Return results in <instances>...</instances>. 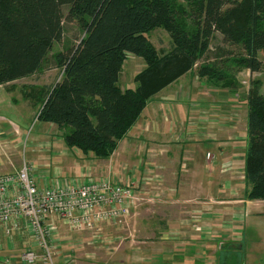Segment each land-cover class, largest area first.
<instances>
[{
	"label": "trees",
	"instance_id": "16d2710c",
	"mask_svg": "<svg viewBox=\"0 0 264 264\" xmlns=\"http://www.w3.org/2000/svg\"><path fill=\"white\" fill-rule=\"evenodd\" d=\"M67 23L83 36L57 52L61 76L43 85L37 120L55 124L68 148L96 158L110 157L153 95L194 68L225 88L231 81L219 65L231 57L264 75V0H0V85L36 72ZM156 27L167 32V47L150 41L147 34ZM128 55L145 66L134 87L121 89ZM241 95L244 195L264 200V92L251 88Z\"/></svg>",
	"mask_w": 264,
	"mask_h": 264
},
{
	"label": "crops",
	"instance_id": "0c3cea01",
	"mask_svg": "<svg viewBox=\"0 0 264 264\" xmlns=\"http://www.w3.org/2000/svg\"><path fill=\"white\" fill-rule=\"evenodd\" d=\"M182 77L153 95L141 116L107 159L96 158L91 152L85 154L76 148H68L63 143L62 136L56 135L57 131L60 132L59 128L52 123L40 122L41 125L38 128L41 132L37 131L35 134L33 133V136L27 137L25 131L32 123H36L37 107L39 106L36 103L41 97L37 93L30 94L32 90L36 89L33 87L36 83L16 79L6 86L0 85V175L17 171L25 160L34 166L32 175L36 178V173H38L40 179L44 178V181H50L56 177V173L65 175L67 172L73 177L86 176L85 172H87L92 174L90 176L97 178L101 174L100 172L93 174V170L104 165L105 161L112 163L116 160L112 156L114 158L120 157L121 153H125V157L131 158L132 161L141 159V173L138 177L143 178L140 180L138 177L133 178L134 172L124 171L121 174L116 170L117 172L113 174V177H116L117 182L128 183L130 180L134 183L133 186L136 187L137 194L139 191L145 192L144 188H147L144 181L145 176L152 175L155 181H160L163 184L160 191L156 189L157 187L150 186L148 191L151 193L150 197L147 198V201L141 197L140 204L137 207L132 206V208L135 207L133 209L131 208L133 214H139L140 210L145 208V204L149 206L152 215L155 214L154 211L163 212L166 210L167 213H170L174 207L172 201L162 203L161 200L166 196L171 199L179 198L177 200L179 202L196 198L215 199L217 202L215 210H221L223 204L230 202L228 194L231 192V183H233L231 181L234 178L232 174L236 173V168L241 167L242 170L244 168L246 106L244 103L243 111L236 109L234 104L236 93H225L214 88L211 89L206 81H196L195 84L190 81L191 84L188 81H178L182 80ZM122 82L123 86L119 85L121 89L136 85L134 81L132 84L130 81ZM26 84H31L32 87ZM26 86L31 88L28 90L29 94L25 93ZM42 89L43 85L40 84L39 91ZM220 119L224 121L221 122ZM38 124L39 121L37 120ZM43 134L44 137H39ZM39 138L44 139L43 142L38 141ZM25 139L27 141L26 148L25 146L22 148L28 153V157L23 156L19 163V151L21 149L19 143L23 144L26 142ZM59 140L60 143L62 142L63 148L59 145ZM46 142H48L47 148H37V145L42 147L41 144ZM60 149L69 152L71 155L63 165H60L58 162L61 160L54 156V154L61 152ZM132 151L135 152L133 157ZM207 153L210 154V157L206 156ZM78 156H82L79 159L80 162L78 164L72 163V160ZM36 180L38 179L36 178ZM38 181L40 182V180ZM253 201L256 200L242 199L241 206L243 207L241 209L247 208L245 219L241 214L242 210L235 206L233 211L231 209L229 213L233 222L230 220L227 223L224 222L222 228L233 229V224H238L236 221H239L241 225L244 220V228L248 231L251 229L252 232L251 221L248 219V204ZM156 214L151 219L154 226L160 223L169 226L170 219L167 220V223L161 222V217ZM217 218L216 214L209 211L202 220L203 222L205 219L213 222L217 221ZM133 219L137 225H140V216L137 220L135 217ZM156 219L159 221L156 222ZM104 224L117 229L121 227L122 221ZM56 225L58 226L57 233L49 236L48 240L56 250L54 264H128L126 261L129 259L120 258L121 254L119 256L116 252L106 253L103 245H101L102 241L93 236L91 231H80V233L69 231L64 224L58 223ZM142 230L149 232V230L155 231V228L139 229L138 232L134 233L135 239L141 237V241H143L146 235L142 236ZM159 230L161 229L156 227V236H153L152 232L151 234L147 233L148 237L152 236L146 238L150 242L148 246L150 249L149 257L145 261L135 264H185L191 255H187L184 250L174 251V248L171 249L170 242L165 240L166 234ZM163 230H165L164 227ZM228 231L230 230H227L226 233L222 231L219 236L217 233L216 237L210 240L208 246H212L211 243L215 244L216 242L218 245L220 244V258L218 259L224 260L226 264L235 262L245 264L244 256L249 241L245 240L243 247L236 248L235 244L236 242L238 244L237 240L240 238L233 243L227 241L226 238L232 236V231L229 235ZM160 233L162 235H159ZM207 233H209L208 230ZM120 236L117 237L120 238ZM183 236L188 237L187 234H183ZM110 240L112 239L110 238ZM104 241L108 242V239L104 238ZM195 247L203 248L201 254L207 250L202 245H195ZM29 249L38 255H42L44 252L43 248L32 239L28 223L22 222L13 236L6 235L0 227V264H24L21 253ZM142 253L144 254V252ZM228 260H231L232 263ZM47 262L39 258L34 264H51Z\"/></svg>",
	"mask_w": 264,
	"mask_h": 264
},
{
	"label": "rangeland",
	"instance_id": "374dc122",
	"mask_svg": "<svg viewBox=\"0 0 264 264\" xmlns=\"http://www.w3.org/2000/svg\"><path fill=\"white\" fill-rule=\"evenodd\" d=\"M147 35L150 41L157 48L160 49V48H164L168 46L169 36L163 28L156 27L153 30H151ZM82 36H83L82 29H80L75 23L64 24L62 38L58 42H55L53 44L52 49L49 51L47 57L41 64L40 68L36 72L32 73L31 75L21 78L19 81L36 83L37 85L34 84L33 86L34 88L36 87V89L33 90L31 93L32 94L37 93V95H39L40 94V91H39L40 84L49 87L55 81H57L61 76V72H60L61 69L58 66L57 61H56L57 52L65 49L66 46L76 45L79 42V40L82 38ZM218 44H220L219 37H217L216 39L212 41L211 50H210L211 53L209 52L210 54L215 52L213 49ZM210 57L211 56H209V59ZM201 61L202 60H200L198 63H200ZM144 66H145V63L141 58L134 56V55H128V57L123 63V66H122V69L119 75L120 77L119 81H121L119 85L123 86L122 81H125V82L130 81L132 84L133 83L132 81H134L133 78L135 74L139 72L141 69H143ZM219 67H220V71L224 75H226L225 81H228L227 83H230L231 81V83L229 84V87L225 88L224 86H221L225 83L224 81L222 82V80L209 79L207 76L200 75L198 73L197 68H194L192 71H189V73L187 72L185 75H183L182 80L180 79L178 81H188V82L190 81L191 83H194V84L196 81H206L207 85L211 87V89L214 88L219 92H225V93L230 92L229 91L230 89H234L232 91L234 92L237 91L238 93L237 96H235L234 104H235L236 109L239 111L244 110L243 105L245 103V101H243L241 98L242 97L241 93L245 94L251 88L256 89L257 91L262 92V93L264 92V75L261 72H251L249 69L241 65H238L236 62H234L233 57H231L230 62H228L227 64H220ZM215 81H220V83L215 82ZM190 82L189 84H191ZM203 83L205 86H207L205 82ZM26 85H30L32 87L31 84H26ZM194 86H197V85H194ZM185 87H187L186 84H185ZM220 121L222 122L224 120L220 119ZM40 122L41 121H39V124L37 125V119H36V123L35 124L32 123L30 125V127L25 131V133H27V137L33 136L37 131L41 132V130H39L38 128L41 125ZM56 135L61 137L62 136L61 131L60 132L57 131ZM39 137H44V134L40 135ZM39 140L43 142L42 140L44 139L39 138L38 141ZM62 141H63V138H62ZM26 143L27 141L24 142L23 144H21V142L19 143V145L21 146V149L19 151V157H20L19 163L21 162L23 156L28 157V153H26L25 150L23 151V148H24L23 146H25L26 148ZM47 145H48V142L41 144L42 147L37 145V148L45 149L47 148ZM59 145L61 146V148H63L62 142L60 143V140H59ZM134 153L135 152L132 151V157ZM69 155L70 153L64 150H61L59 154H54L56 158L58 157L57 159L61 160V162H58L60 165H63L64 163H66L65 161H67V159L69 158ZM119 156L120 157L117 156L115 158L114 156H112L113 159H116L112 163H108V161H105L104 165L98 166L95 170H93L94 171L93 174H96V172H98L99 174L100 172L101 175H99L97 178H94L92 176L91 177L93 179L109 177V179H112L113 181L117 182L118 180L116 179V177H113V174L117 172L116 170L121 172V174H123L124 171L134 172V176H132L133 178H137L138 176H140L141 159L139 161L135 159L132 161L131 158L125 157V153H121ZM207 157H210V156H207ZM64 158L66 159L64 160ZM81 158L82 156L76 157V159L72 160V163L76 162V164H78V162H80L79 159ZM240 168H236V173L232 174L234 178L231 179L233 183H231V189H230L231 192L229 191L230 194H228L229 195L228 200H230V202L223 204L220 208L221 210L219 211L215 210V206H216L215 204L217 203L215 199H208V198L207 199H204V198L197 199L196 198V199H192L186 202L185 201L179 202L177 201L179 198L171 199V198H167L166 196V197L161 198V200H162V203H164L165 201H169V202L172 201L173 203L172 206L174 207L173 209L170 210V213L169 212L167 213L166 210H163V212L154 211L153 213L155 214L157 213L158 215L157 214L156 215L161 217V220H160L161 222L167 223L168 219H170L171 222L169 226L165 224L162 225V223L154 226L151 219L155 214L152 215V213L149 211L148 205L145 204V208L143 209H141L140 207L141 210L139 214L132 213V209L135 208V207L132 208V206L135 205L137 207L142 201L141 197H144L145 201H147V198L150 197L151 193H148V191L150 190V186L157 187L156 189H159V191L162 188V185H163L162 182L155 181L153 176L150 175L148 177L145 176V178L147 177L146 179L144 178L145 185L147 186V188H144L146 194H144L145 192L139 191V193L136 196L137 198L134 199V204H132L130 207V209L131 208L132 209L127 216L119 217L117 220L115 219L107 220V221L104 220L98 226H96L95 228L89 231L92 232L93 236H95L96 238H99L102 241L101 245H103V249H105L104 251L106 253L109 254V253L116 252L119 254V256L121 254L120 258L129 259L127 261L125 260L126 262H128V264H130V262H132V264H135L140 261H145L149 257L150 249L148 248V246L150 245L149 244L150 242L146 238H150L152 236L148 237L147 233L151 234L152 232V235L156 236V227L157 229L158 228L161 229L159 230V231H162L161 233L166 234L165 240L170 242L171 249L174 248L173 249L174 251L184 250V252H186L187 255L188 254L191 255L189 256V260H186L185 264H226L224 260L218 259L220 258L219 248L221 247V245L220 244L218 245V243L216 242L215 244L211 243L212 246H208V243H210V240L216 237L217 233L219 236L222 231L226 233L227 230H230L232 231L231 232L232 236H229V238H226V240L233 243V242H236L238 238H240L239 240H237L238 244L237 242L235 244L236 248L239 246L240 248L243 247L245 240L249 241L248 247L246 249L245 256H244L245 258L244 263L245 264H264V201L263 200H256L248 204V207H249L248 219L251 221L252 232H251V229L248 231L246 230V228H244V224H243L244 220L243 222L241 221L242 226L240 225L239 221H236L238 222V224L237 225L233 224L232 226L234 227L233 229H227L225 227L222 228L224 222L227 223L229 222V220L233 222L229 214L231 209L233 211L234 207L237 206L240 210H242L241 207H243L241 206L242 205L241 203H242V199L245 198V195H244L245 185L243 182V173H242L243 170L241 168V171H240L239 170ZM92 169H94V167H92ZM67 173L65 175H60L59 173H56L55 175L58 176L57 178H61V179H65V178L74 179L75 178L73 176H70ZM36 178L40 180V175L38 173H36ZM141 178H139V180ZM119 183L122 184V182H119ZM123 184L130 185V187L134 189V186H133L134 183H132L130 180L128 183H123ZM139 189H142V188H139ZM156 189L154 190V192L156 191ZM149 203H152V202H149ZM246 204H247V200H246ZM209 211H212L213 214H216V216H218L217 221L212 222V220L205 219V221L203 222L202 219L206 217L207 212ZM241 214H243L244 216L243 219H245L246 214H247V208L242 210ZM139 216H140L141 223L140 225H137L134 222L133 217H135L137 220ZM158 219H156L155 221L158 222L159 221ZM119 221H122V225L120 224L121 227L114 225L115 227L116 226L118 227L117 229L104 224L108 222L117 223ZM54 223L56 224L59 223L62 225L64 224L59 219L55 220ZM145 227L155 228V231L149 230V232H146L145 230H142L141 231L142 236L146 235L144 236L143 241H141V237L140 239H135L136 237L134 236V233L138 232L139 229L140 230L145 229ZM163 227L165 228L166 231L163 230ZM224 229H227V230H224ZM207 230L209 233H207ZM230 231H228V235L230 234ZM161 233L159 235H162ZM183 234H187L188 237L185 238ZM119 235H121L120 238L117 237ZM104 238L108 239L109 243L107 241H104ZM110 238L112 240H110ZM32 239H34L33 236H32ZM195 245H202L207 250L201 254V251H203V248H196ZM49 249L51 252L55 253L56 255V250L51 248L50 245H49ZM142 252H144V254ZM228 261L232 263L231 260H228ZM232 264H238V263L235 262Z\"/></svg>",
	"mask_w": 264,
	"mask_h": 264
},
{
	"label": "built area",
	"instance_id": "2783aa9c",
	"mask_svg": "<svg viewBox=\"0 0 264 264\" xmlns=\"http://www.w3.org/2000/svg\"><path fill=\"white\" fill-rule=\"evenodd\" d=\"M33 169L23 160L17 171L0 175V227L13 236L22 222L28 223L35 242L44 250L42 255L32 250L22 253L24 264H34L39 258L53 264L55 253L49 245L54 247L48 240L57 233L55 220H61L69 231L91 230L104 220L127 216L137 198L136 187L109 177L93 179L85 172L86 176L74 179L56 176L39 182Z\"/></svg>",
	"mask_w": 264,
	"mask_h": 264
}]
</instances>
